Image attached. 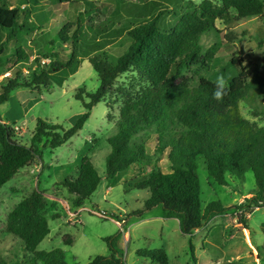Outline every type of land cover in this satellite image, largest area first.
Segmentation results:
<instances>
[{"label": "trees", "instance_id": "16d2710c", "mask_svg": "<svg viewBox=\"0 0 264 264\" xmlns=\"http://www.w3.org/2000/svg\"><path fill=\"white\" fill-rule=\"evenodd\" d=\"M50 2L82 7L75 20L63 21L54 35L39 31V27L36 29L30 20L33 9L5 6L0 0V67L11 60L23 64L30 58L29 50L16 47L3 59L9 44L18 41L22 34L38 33L36 46L40 47L27 68L25 79L20 77V67L15 65L10 69L12 77L0 88V105L9 100L16 88H30L39 93L41 89L48 90L57 72L65 68L75 72L82 60L92 66L99 86L94 92L79 90L75 95L82 102L84 112L73 127L65 130L38 120L28 146L17 141L13 127L0 118V189L22 169L38 163L39 148L56 149L75 136L92 109L104 102L108 110L118 107L116 132L107 139L110 152L105 158L106 178L113 179L132 166L148 164L156 156L165 155L169 164L167 173L155 167L128 184L129 188L149 192L143 209L134 215L140 216L161 206L163 218L176 220L181 234L191 237L211 218L235 209L224 208L218 202L202 209L197 176L199 160H203L207 176L218 186L228 185L231 176L242 177L251 172L256 190L252 198L245 200L252 205L249 209L264 207V127L241 111V105L262 99L264 77L251 76L242 59L231 55L228 64L235 68L236 74L227 78L229 92L222 102L211 98L213 86L204 78L195 88L179 81L187 67L205 66L212 60L211 50L202 54L200 40L216 22L227 27L253 17L264 20V1L187 2L173 14L176 18L173 24L162 22L160 14L145 18L136 7L111 33L105 23L101 26L103 22H97L104 16V3ZM88 32H91L90 39ZM111 37L117 39L114 50L108 46ZM63 52H69L68 56L63 57ZM140 133L146 134L140 138ZM152 135L156 141L153 155L147 144ZM99 184L93 163L83 156L77 177L64 179L60 186L75 196L74 206L80 208ZM44 206L43 193L33 190L8 213L5 230L23 243L32 261L65 264L64 254L58 249L36 251L50 233L41 213ZM237 220L248 229L240 214ZM118 239L119 236L105 238L109 256H96L88 264H123V255L116 248ZM63 242L71 244V239L65 236ZM135 254L155 264L168 263L163 249L137 250ZM190 254L191 264H197L191 244ZM0 264L8 263L0 257Z\"/></svg>", "mask_w": 264, "mask_h": 264}, {"label": "rangeland", "instance_id": "374dc122", "mask_svg": "<svg viewBox=\"0 0 264 264\" xmlns=\"http://www.w3.org/2000/svg\"><path fill=\"white\" fill-rule=\"evenodd\" d=\"M90 1L106 5L104 16L97 22H103L101 26L105 23L111 33L119 23L129 18V11L136 7L141 9L145 18L160 14L162 22L173 24L176 21L173 14L178 13L182 5L187 2L199 4L203 0ZM1 3L20 9H33L30 20L36 29L39 27V31L48 35H54L63 21H74L82 8L67 3L53 4L50 0H1ZM87 34L90 39L91 32ZM18 39L9 44L3 59H7L16 47L29 50L30 58L23 64L11 60L0 67V88L12 77L10 69L15 65L21 68L20 77L25 79L35 51L40 48L36 46L39 44L36 32L22 34ZM116 40L111 37L108 42L110 49H115ZM200 46L203 55L211 50L214 56L205 66H191L181 72L179 81L191 88L197 87L201 78L213 86L218 75L223 74L226 79L235 75V68L228 64L231 55L242 59L251 76L264 77L263 19H243L227 27L216 22L214 28L202 36ZM68 54L61 53L63 57ZM73 71L65 68L57 72L50 80L49 89H41V93L30 88H16L10 94L9 101L0 105L2 119L17 128V141L29 145L38 120L65 130L73 127L84 112L82 102L76 100L75 95L79 90L94 92L99 86L97 75L87 60H82L76 71ZM83 98L87 102L84 95ZM117 108L108 110L104 102L96 105L75 136L56 149L39 148L38 163L22 169L0 189V257L8 264H43L32 261V255L25 251L23 243L5 230L8 213L33 190H37L43 193L45 206L41 213L48 222L50 233L36 251L58 249L64 254L65 264H88L96 256H109L110 251L104 239L116 236H119L116 248L123 255V264H155L136 256L135 252L157 249L165 251L167 264H191L190 244L197 264H264V207L249 209L252 205L245 200L252 198L256 190L251 172L242 177L231 176L228 185L218 186L207 176L203 160L197 162L202 209L213 202L220 203L224 208H236L211 218L191 237L181 234L176 220L163 218L161 206L140 216L134 215L143 209L149 192L129 188L128 184L155 167L167 173L169 164L165 155L156 156L148 164L132 166L113 179L106 178L105 158L110 152L107 139L116 132ZM241 111L245 117L264 127V96L251 105H241ZM144 134L140 133L139 137H144ZM155 142L153 135L147 141L151 155ZM81 156L91 160L100 184L91 198L76 208L75 196L70 195L60 183L66 178L77 177L76 168ZM248 193V196L243 197ZM237 214L243 217L248 228L251 245L247 243L246 237L243 238L242 226L238 229L235 227L239 224ZM65 236L71 239V244L63 242Z\"/></svg>", "mask_w": 264, "mask_h": 264}, {"label": "clouds", "instance_id": "9594fccd", "mask_svg": "<svg viewBox=\"0 0 264 264\" xmlns=\"http://www.w3.org/2000/svg\"><path fill=\"white\" fill-rule=\"evenodd\" d=\"M229 83L223 74L218 75L213 82L211 98L217 102H222L228 95Z\"/></svg>", "mask_w": 264, "mask_h": 264}, {"label": "crops", "instance_id": "0c3cea01", "mask_svg": "<svg viewBox=\"0 0 264 264\" xmlns=\"http://www.w3.org/2000/svg\"><path fill=\"white\" fill-rule=\"evenodd\" d=\"M11 93H12V92H11ZM8 101H9V100H8ZM8 101H7V102H8ZM7 102H6V103H7ZM4 104H5V103H4ZM0 118H1V120H2L4 123H7V122H5V120L2 119L1 116H0ZM7 124H8V123H7ZM22 136H23V133H22ZM25 145H27V144H25ZM27 146H28V145H27ZM81 158H82V156H81L80 158H78L79 161L81 160ZM77 168H78V167H77ZM77 168H76V170H77ZM19 173H20V172H19ZM19 173H18V174H19ZM18 174H17V175H18ZM17 175H16V176H17ZM16 176H15V177H16ZM15 177H14V178H15ZM12 179H13V178H12ZM249 194H250V193L246 194V195L243 196V197H246V196H248ZM241 200H242V199H241ZM241 200H240L238 203H240ZM239 226H240V224L237 223V224L235 225L236 229L240 228ZM241 226H242V225H241ZM241 231L243 232V233H242V234H243V238L246 237V241H247V243H248L249 245H251L250 240H249V237H248V230H247V229H244L243 227H241ZM218 263H219V262H216V263H214V264H218Z\"/></svg>", "mask_w": 264, "mask_h": 264}, {"label": "built area", "instance_id": "2783aa9c", "mask_svg": "<svg viewBox=\"0 0 264 264\" xmlns=\"http://www.w3.org/2000/svg\"><path fill=\"white\" fill-rule=\"evenodd\" d=\"M14 131L17 130V128L13 127ZM121 227V226H120Z\"/></svg>", "mask_w": 264, "mask_h": 264}]
</instances>
